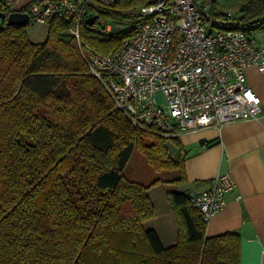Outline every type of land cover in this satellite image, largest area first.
Wrapping results in <instances>:
<instances>
[{"label":"trees","instance_id":"1","mask_svg":"<svg viewBox=\"0 0 264 264\" xmlns=\"http://www.w3.org/2000/svg\"><path fill=\"white\" fill-rule=\"evenodd\" d=\"M200 1L216 16L264 30V0H237L231 17L216 11V0ZM148 2H87L85 18L93 13L112 29L82 23L80 44L114 52L146 18L126 10ZM29 9H17L28 23ZM44 23L46 38L32 42L26 24L0 19V264H240L239 234L208 236L188 191L165 194L175 244L163 246L145 228L155 214L147 191L165 179L146 184L124 166L136 148L154 170L175 171L168 182L184 183L182 145L133 125L89 72L69 22L50 15Z\"/></svg>","mask_w":264,"mask_h":264},{"label":"built area","instance_id":"2","mask_svg":"<svg viewBox=\"0 0 264 264\" xmlns=\"http://www.w3.org/2000/svg\"><path fill=\"white\" fill-rule=\"evenodd\" d=\"M118 1L38 0L29 2V14L33 22L44 23L50 15L69 22L89 72L135 126L169 139L180 131L260 116V98L247 83L246 69L264 73V45L250 28L214 15L200 0H149L126 10L146 18L114 52L102 55L82 47L79 26L95 15L85 18L86 3L107 8ZM19 2L0 0V6L13 11ZM96 18L89 24L94 30L112 29L108 20ZM234 186L224 171L193 194L192 203L206 223L223 209Z\"/></svg>","mask_w":264,"mask_h":264},{"label":"crops","instance_id":"3","mask_svg":"<svg viewBox=\"0 0 264 264\" xmlns=\"http://www.w3.org/2000/svg\"><path fill=\"white\" fill-rule=\"evenodd\" d=\"M31 1L20 0L19 6ZM254 36L258 44L264 45V30ZM246 80L260 98V116L230 121L220 128L210 125L178 132L175 136L182 145L186 182L178 184L168 182L172 177L162 178L164 182L147 191L155 214L143 225L153 228L165 247L175 244L177 234L166 192L195 194L205 188L211 178L229 171L235 186L226 193L223 209L207 222L206 234L237 232L240 264H264V73L249 67Z\"/></svg>","mask_w":264,"mask_h":264},{"label":"rangeland","instance_id":"4","mask_svg":"<svg viewBox=\"0 0 264 264\" xmlns=\"http://www.w3.org/2000/svg\"><path fill=\"white\" fill-rule=\"evenodd\" d=\"M238 8L239 6L237 0H216V8H215L216 11L224 12L226 13V15H230L229 17H231V15H236L238 13ZM253 26H254L253 24L249 25L250 28H253ZM25 29L28 38L32 42H40L46 38L48 26L45 23L29 22L28 24H26ZM257 31H262V30H254L253 37H255L254 35L256 34ZM123 171L125 175H127L128 177L132 179L140 180L146 184L149 183L150 180L156 177L169 179L176 174L175 171L154 170L147 163L143 154L136 148L132 150L131 155L128 161L126 162ZM156 187L158 186L151 187L150 189L152 188L154 189Z\"/></svg>","mask_w":264,"mask_h":264},{"label":"water","instance_id":"5","mask_svg":"<svg viewBox=\"0 0 264 264\" xmlns=\"http://www.w3.org/2000/svg\"><path fill=\"white\" fill-rule=\"evenodd\" d=\"M6 17L7 23L16 24V25H24L29 21V15L27 12H22L19 10L10 11L6 14L4 11L0 10V19H4ZM95 18V15H91L86 18V21L91 24Z\"/></svg>","mask_w":264,"mask_h":264}]
</instances>
